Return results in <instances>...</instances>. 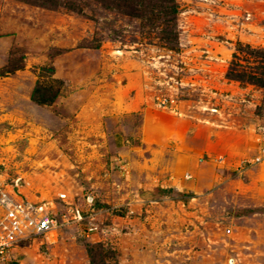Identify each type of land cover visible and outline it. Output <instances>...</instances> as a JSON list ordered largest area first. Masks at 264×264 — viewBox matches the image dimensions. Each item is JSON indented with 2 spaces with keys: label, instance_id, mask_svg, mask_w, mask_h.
<instances>
[{
  "label": "rangeland",
  "instance_id": "rangeland-1",
  "mask_svg": "<svg viewBox=\"0 0 264 264\" xmlns=\"http://www.w3.org/2000/svg\"><path fill=\"white\" fill-rule=\"evenodd\" d=\"M178 2L171 50L0 0V221L5 192L58 221L0 264H264V0Z\"/></svg>",
  "mask_w": 264,
  "mask_h": 264
},
{
  "label": "trees",
  "instance_id": "trees-1",
  "mask_svg": "<svg viewBox=\"0 0 264 264\" xmlns=\"http://www.w3.org/2000/svg\"><path fill=\"white\" fill-rule=\"evenodd\" d=\"M45 7H63L83 14L85 7L94 3L112 13H118L126 18L140 20L143 26H150L156 31V37L169 49L179 46V14L178 0H23ZM85 1V3H84ZM235 57H237L235 55ZM234 65V62L232 63ZM228 76L231 79L245 81L234 68H230ZM264 88V80L259 83Z\"/></svg>",
  "mask_w": 264,
  "mask_h": 264
},
{
  "label": "built area",
  "instance_id": "built-area-1",
  "mask_svg": "<svg viewBox=\"0 0 264 264\" xmlns=\"http://www.w3.org/2000/svg\"><path fill=\"white\" fill-rule=\"evenodd\" d=\"M1 202L5 212L0 221V260L20 242L46 234L58 224L57 218L44 206L15 202L6 192L2 193Z\"/></svg>",
  "mask_w": 264,
  "mask_h": 264
},
{
  "label": "crops",
  "instance_id": "crops-1",
  "mask_svg": "<svg viewBox=\"0 0 264 264\" xmlns=\"http://www.w3.org/2000/svg\"><path fill=\"white\" fill-rule=\"evenodd\" d=\"M231 10H233L234 11V9H231ZM223 18L225 19V20H228V18H227V16L225 15V16H223Z\"/></svg>",
  "mask_w": 264,
  "mask_h": 264
}]
</instances>
